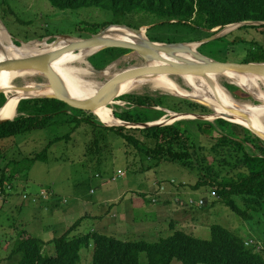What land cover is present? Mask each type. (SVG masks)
Here are the masks:
<instances>
[{"label":"trees","instance_id":"16d2710c","mask_svg":"<svg viewBox=\"0 0 264 264\" xmlns=\"http://www.w3.org/2000/svg\"><path fill=\"white\" fill-rule=\"evenodd\" d=\"M48 1L61 12L98 8L109 13L110 20L91 26L89 33L81 36L83 38H91L112 26H129L126 23L128 17L140 14L154 18L149 31L161 27L172 32L170 38L149 35L152 42L168 44L201 42L217 35L211 33L213 30L218 29L219 32L231 25L264 23V0ZM245 28L264 32V25ZM177 34H184L185 39L175 38ZM224 40L226 38L217 41L222 43ZM16 45L19 46V43L16 42ZM229 46L230 49L236 46L248 48L249 53H244L240 62L242 64L264 63V48L259 44L239 40L230 42ZM99 53L96 56L99 60L93 65L103 70L132 52L110 48ZM217 61L231 62L227 58ZM230 90L237 99L247 97L238 87H230ZM118 100L128 102L130 107H117L113 111L114 117L134 126L152 124L166 118L168 113L164 110L178 114L197 113L199 110L212 112L197 103L169 97L154 99L129 95ZM6 102V96L1 94L0 109ZM18 112L17 118L0 126V195L5 196V199L37 163L48 162L49 153L55 144L69 141L72 134L83 125H89L96 134L88 148L91 154L108 148L110 135L111 138L122 140L124 143L119 140L120 143L127 148H135L150 164L159 166L169 162L195 170L200 175L195 190L202 186H212L215 195L247 221L253 220L264 209V141L241 125L219 119L216 124L198 120L150 128L112 127L97 114L76 110L55 99L22 100ZM191 125H197L199 132L208 135L213 141L210 149L193 143L194 134L189 128ZM64 127L70 129L67 135L50 141L42 152L34 156L17 157L12 150L18 138ZM209 157L213 158V162ZM84 220H79L50 243L34 237L26 228H20L12 241L8 260L16 261V264H80L81 251L92 246L93 264H141L140 257L144 253L149 264H173L175 261L181 264H264V253L258 246H253L220 225L210 228V240L199 239L183 230H174L172 235L156 243L121 241L102 234H93L92 242L90 237L76 234ZM47 246L51 250L46 252Z\"/></svg>","mask_w":264,"mask_h":264},{"label":"rangeland","instance_id":"374dc122","mask_svg":"<svg viewBox=\"0 0 264 264\" xmlns=\"http://www.w3.org/2000/svg\"><path fill=\"white\" fill-rule=\"evenodd\" d=\"M108 20H110L109 13L98 8L61 12L54 8L48 0H0V22L13 43L16 45L18 42L19 46L23 43L44 41L51 44L63 36L71 37V41L88 39L85 38L86 36L84 38L81 36L87 35L91 26L101 25ZM126 23L130 27L141 29L147 40H150V34L164 38L172 36V32L167 28L159 27L149 31L154 18L144 14L131 15ZM245 27L248 26L233 25L219 32L217 29L213 30L211 32L213 34L222 32L221 39L226 38V41L222 43L214 41L211 45L197 47V52L212 60L227 58L233 63H240L244 58V53L247 54L248 48L236 46L230 49V42L245 40L264 48V32L260 29ZM174 37L185 39L184 34H177ZM160 44L168 45V43ZM180 44L197 45L198 42H181ZM67 48L69 47L63 50ZM99 54L87 58L93 71L104 72L115 65V71L120 72L142 65V57L132 52L103 70L97 69L93 63L99 60L96 57ZM92 73L99 81H106L101 75ZM38 74L32 78V82L37 85L47 84L48 79ZM171 76L176 77L181 83L180 75ZM218 83L237 101L258 104L245 92L247 97L237 99L230 90V87H236L233 83L225 79H220ZM24 85L25 83L21 80L15 81L17 87ZM131 96L154 99L169 97L189 101L187 98L154 91L150 87L131 94ZM118 99L107 106L111 118H115L113 111L117 107L125 109L130 107L128 102ZM164 111L168 113V116L156 123L172 125L182 121L195 122L198 121V116L205 117L204 121L212 124H216L219 120V117H214L215 112L213 111L206 113L199 110L197 113H188L190 118ZM174 116H180L181 119L174 121ZM122 126L124 124L121 123V126L117 127ZM134 127L128 128L134 129ZM189 128L194 134L193 143L209 149L212 147L213 141L208 135H202L197 125H191ZM69 132L70 129L66 127L34 132L18 138L12 150L16 152L17 157L34 156L42 152L50 141L65 136ZM95 135L91 126L83 125L72 134L69 141L55 144L49 153L48 162L37 163L24 180L18 181L19 183L7 199L0 195V264H16V261H10L8 257L12 241L20 228H26L34 237L50 243L62 236L79 220L85 218L76 234L84 238L90 237L91 241L93 234H102L121 241L156 243L161 238L170 235L168 230L172 223H183L189 230L192 229L191 217L183 214V212L187 213L188 209L190 212H198L201 215V221L205 220V225L192 234L195 237L210 240V228L220 225L249 241L253 246H258L264 253V209L255 215L253 220L247 221L234 213L224 203V200L217 197L212 186H202L195 190L194 187L200 181V175L195 170L169 162H164L159 166L150 164L147 159L138 154L135 148H127L125 144L122 145L124 143L122 140L119 139L122 142L120 143L118 139L111 138L110 135H108L109 147H104L105 150L100 153L91 154L88 148L94 141ZM111 135L115 134L111 133ZM209 160L213 162L212 157H209ZM177 188H184L188 193H193L192 198L185 199L181 195L173 197L169 204L172 210L158 216L154 215L153 211L158 208L163 195L167 197L171 189ZM153 191L156 193L153 194ZM43 193L48 195L47 199L38 200ZM123 193H126L125 200L118 203L117 199ZM35 198H37L36 201H34ZM201 199L204 200L202 207L192 204V202L199 203ZM121 204L124 206L122 207ZM118 205L122 208L119 209ZM50 250L51 247L47 246L46 252ZM92 261L93 247L84 248L81 251L80 264H93ZM140 263L149 264L145 253L141 255ZM173 264L181 263L175 261Z\"/></svg>","mask_w":264,"mask_h":264},{"label":"bare ground","instance_id":"6f19581e","mask_svg":"<svg viewBox=\"0 0 264 264\" xmlns=\"http://www.w3.org/2000/svg\"><path fill=\"white\" fill-rule=\"evenodd\" d=\"M111 32L117 33L116 38L110 43L99 46L91 51H82L80 53H68L64 56L52 61L51 65L63 81L65 89L70 96L84 99L94 95L106 82L117 77L124 71H115V65L106 69L101 74L105 82L99 81L93 76V69L87 61V58L103 51L102 49L110 45H125L127 41L146 40L143 33L141 35L131 33L119 27H113ZM0 41L2 43L0 48V60L21 59L31 56L46 54L50 52H59L63 48L71 47L75 41L61 40L57 46L50 45L44 42H32L29 44L23 43L21 46H16L11 40L7 30L0 22ZM195 49L196 45L189 46ZM188 58V57H187ZM119 62V61H118ZM163 63L145 60L142 58V65L134 66L129 69L156 66ZM128 69V70H129ZM38 73L32 71H17V72H3L0 74V90L6 93L7 103L6 107L0 112V120L14 119L18 115V106L23 98H33L45 95H51L52 90L48 83L44 85H37L32 82ZM39 75V74H38ZM181 83L176 77L169 75H158L154 77H146L143 79L133 80L124 84L120 88L121 95H131L140 92L146 87H150L154 91H161L175 95L177 97L200 98L209 104L215 112V118L221 116H229L231 120L243 124L244 126L253 127L264 133V105L255 107L249 102H240L231 96V94L219 85L220 79H225L228 82L234 83L238 86L246 85V90L249 94L256 98L264 99V79L249 76L242 80L232 75L210 76L209 80L205 78H197L188 75L179 76ZM21 80L25 83L23 87L15 86V81ZM234 111L245 112V119L240 118ZM96 114L101 120L109 126H121V122L116 118H111L107 108L96 109ZM181 119L180 116H174V121Z\"/></svg>","mask_w":264,"mask_h":264},{"label":"water","instance_id":"95a60500","mask_svg":"<svg viewBox=\"0 0 264 264\" xmlns=\"http://www.w3.org/2000/svg\"><path fill=\"white\" fill-rule=\"evenodd\" d=\"M238 25H247V26H262L264 23H253V22H246ZM233 26V25H232ZM121 29H125L131 33H135L138 35L142 34L141 29H134L126 26H115ZM230 27V26H228ZM227 27V28H228ZM113 27L108 28L107 30L93 35L91 38L77 40L74 45L71 47L61 50L60 52H50L46 54L31 56L27 58L21 59H9V60H0V74L3 72H19V71H32L37 72L43 75L45 78L48 79V86L52 90L51 95H45L40 97H33V98H23L22 100L28 99H55L64 102L69 107L80 110L86 111L93 114H96V109L99 108H107L108 105L113 103L116 99L123 96L120 93V88L133 80L143 79L146 77H154L158 75H188L197 78H205L209 80L210 76H221V75H232L240 78L253 76L257 78L264 79V63H249V64H242V63H228V62H220L216 60H212L199 52H197V47H201L203 45L209 44L211 42L217 41L223 37L222 32L217 35H214L210 38H207L201 42H198L195 49L190 48L189 46L193 44H160L155 43L150 40H143L135 41L130 40L127 41L128 44L125 45H110L106 48L102 49L107 50L110 48H121V49H128L131 52H135L139 54L145 60H152L157 61L163 64L156 65V66H144L134 69H129L117 77L109 80L102 86L99 90L95 92L94 95L90 96L89 98H76L70 96L63 84L62 79L57 74V72L53 69L51 63L52 61L56 60L57 58L64 56L68 53H80L82 51H91L99 46L104 44L110 43L112 40L116 38L114 35L117 33L111 32ZM71 37H60L56 39L50 45L57 46L61 40H70ZM1 41H0V48H1ZM188 57V58H187ZM95 74L101 75L103 71H94ZM234 84V83H233ZM236 87L241 89L243 92L248 94L255 103H258L255 107H261L264 105V99L256 98L254 95L249 94L246 90V85L238 86L234 84ZM228 91V90H227ZM229 92V91H228ZM4 94L5 92L0 90V95ZM8 99V98H7ZM21 100V101H22ZM187 100L202 105L209 110L213 111L211 104L208 102L196 98V97H188ZM7 103V102H6ZM6 107V104L0 109V112ZM236 115L240 118L245 119V112L241 111H234ZM181 117L190 118L191 116L188 114H182ZM15 119V118H14ZM14 119L10 120H0V126L8 121H13ZM219 119H223L225 121H229L231 123L237 124V122L231 120L229 116H221ZM197 120H205V117L198 116ZM121 122V121H120ZM122 127H134V125H130L128 123H124ZM165 125L163 123H152V124H145V125H138L134 128H150L154 126H162ZM243 126L244 128L248 129L252 133H254L258 138L264 141V133L256 130L255 128H251L248 126H244L243 124H238Z\"/></svg>","mask_w":264,"mask_h":264},{"label":"crops","instance_id":"0c3cea01","mask_svg":"<svg viewBox=\"0 0 264 264\" xmlns=\"http://www.w3.org/2000/svg\"><path fill=\"white\" fill-rule=\"evenodd\" d=\"M155 193L156 192L153 191V194H155ZM125 194L126 193H123V195H120L118 197V199H117V202L118 203H120L121 201L125 200ZM141 194L144 195V193H141ZM168 194L169 195L167 197H165V195H163V197L161 198L160 204H158V208H155V210L153 211L154 212V215L158 216L159 214H161L163 212L168 213V210H172V206L169 207V204H171L173 197H177V196L181 195L182 198L187 199V198H190V197L192 198V194L193 193H191V194L188 193L184 188H177V189H171V191L168 192ZM201 200H203V199H201ZM121 206H122V204H121ZM121 206L118 205V208L120 209L124 205L122 207ZM195 211H199V210H195ZM183 214H186V216L191 217L190 226H191L192 229L189 230L188 227L186 225H184L183 223H181V224H174V223H172L170 225V227H169V230H168L170 235H172V233H173L174 230H183V231H185V232H187L189 234H193L194 232L199 231V229H200V227L202 225H205V220L204 219L202 221L200 220V216L201 215L198 214V212L197 213H194L193 211L190 212V209H188V212L187 213L183 212Z\"/></svg>","mask_w":264,"mask_h":264},{"label":"built area","instance_id":"2783aa9c","mask_svg":"<svg viewBox=\"0 0 264 264\" xmlns=\"http://www.w3.org/2000/svg\"><path fill=\"white\" fill-rule=\"evenodd\" d=\"M49 194H51V193H49ZM48 195L46 194V193H43V195H41L39 198H38V200L39 199H47L46 197H47ZM36 199L37 198H35L34 199V201H36ZM192 204L194 205V206H197V207H202L203 205H204V200H202V201H200L199 203H194V202H192ZM250 243V242H249ZM251 244V243H250ZM258 249L260 250V248L258 247Z\"/></svg>","mask_w":264,"mask_h":264},{"label":"flooded vegetation","instance_id":"af4514ba","mask_svg":"<svg viewBox=\"0 0 264 264\" xmlns=\"http://www.w3.org/2000/svg\"><path fill=\"white\" fill-rule=\"evenodd\" d=\"M76 42V41H75ZM60 52V51H59ZM228 63H232V62H228Z\"/></svg>","mask_w":264,"mask_h":264},{"label":"clouds","instance_id":"9594fccd","mask_svg":"<svg viewBox=\"0 0 264 264\" xmlns=\"http://www.w3.org/2000/svg\"><path fill=\"white\" fill-rule=\"evenodd\" d=\"M231 26H232V25H231ZM226 28H227V27H226ZM226 28H225V29H226ZM217 30H218V29H217Z\"/></svg>","mask_w":264,"mask_h":264}]
</instances>
